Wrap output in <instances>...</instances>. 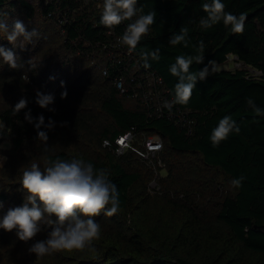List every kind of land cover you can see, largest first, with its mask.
Instances as JSON below:
<instances>
[{"label":"trees","instance_id":"trees-1","mask_svg":"<svg viewBox=\"0 0 264 264\" xmlns=\"http://www.w3.org/2000/svg\"><path fill=\"white\" fill-rule=\"evenodd\" d=\"M204 2L211 0L137 3L142 14L155 11L156 17L134 52L141 59L142 51L160 50L159 60L149 58L148 63L163 78L169 100L178 82L170 66L177 56L201 54V41L204 61L194 62L191 71H199L210 60L224 65L230 56L244 66L198 80L189 102L173 105L191 111L196 119L194 133L188 135L173 122L150 118L143 104L121 96L112 83L114 72L105 78L95 69L88 44L97 52L109 33L122 36L131 21L105 28L99 23L102 8L98 10L92 0H0V18L9 25L19 19L28 31L34 28L39 33L33 39L38 59L33 62L0 34V46L14 51L22 65L12 69L0 60V122L10 142V149L0 151L6 158L0 166V221L9 209L25 202L20 183L23 170L32 162L43 165L45 159L55 157L83 158L96 168L108 169L121 204L116 215L95 217L101 226L99 239L89 252L76 250L72 256L63 251L37 259L28 251L33 243L47 239L51 231L47 226L27 243L18 239L16 229L0 228V264H264V115H257L247 103L251 99L264 110V0H221L225 12L246 16L242 34H233L223 21L202 28ZM182 27L188 28V46L169 44ZM27 74L33 85L26 81ZM65 91L67 96L61 98ZM37 92L52 94L53 104L41 108ZM22 98L26 108L13 114ZM28 113L31 123L25 118ZM226 115L240 131L213 147L212 129ZM40 116L44 123L37 128ZM132 128L162 138L160 158L166 176L161 173L157 178L133 152L117 156L104 147L105 140L114 142ZM39 132L47 135L46 145L39 140ZM136 161L144 164L139 170L132 167ZM205 168L220 171L230 183L244 178L240 187L231 184L214 213L196 204L193 197L198 194L192 183ZM155 179L161 191L151 193L149 184ZM36 203L43 206L39 199Z\"/></svg>","mask_w":264,"mask_h":264},{"label":"clouds","instance_id":"clouds-1","mask_svg":"<svg viewBox=\"0 0 264 264\" xmlns=\"http://www.w3.org/2000/svg\"><path fill=\"white\" fill-rule=\"evenodd\" d=\"M137 3L138 0H103L99 20V23L108 29H113L125 21H131L119 38V43L127 46L129 52L135 51L142 37L148 34L150 26L155 23L156 17L155 11L142 14V9L137 8ZM201 7L206 13V16L200 19L202 28L208 29L223 21L225 27L230 26L233 34L243 33L246 20L243 13L236 16L225 12V5L221 0L204 2ZM138 13L141 14L138 15ZM0 34H3V37L14 46L19 41L21 48L39 37L36 29L28 31L26 25L19 19L9 25L6 20L0 18ZM187 34L188 28L182 27L179 33L170 37L169 44L177 45L183 42L187 47ZM204 47L201 41L199 44L201 54L177 56L175 63L170 66L169 71L171 75L177 77L178 82L174 87L173 99L165 101L164 108L170 111L175 104H187L197 81H202L220 70L215 60L208 61L207 65L199 71L190 70L194 62L203 63ZM149 58L158 61L160 50L157 48L150 52H141L144 68L151 67L148 63ZM0 60L12 69L22 66L18 63L19 57L15 52L3 46H0ZM116 87L124 90L122 82H117ZM66 96V91L61 94V98ZM53 102L52 94L37 92L36 103L41 108H48ZM247 103L257 115H264V110L257 107L253 100L249 99ZM26 106L27 101L22 98L15 105L13 114L19 113ZM50 110L54 111V109ZM25 118L30 123L32 122L30 113L26 114ZM43 123L44 118L40 116L36 127L39 128ZM48 127L51 129L53 122L50 121ZM4 128V123L0 122V133ZM233 131L237 133L240 131L236 121L227 115L221 118L210 135L213 147H217L226 140ZM38 138L46 145L48 137L44 132H39ZM45 151H47V146H45ZM5 159L0 156V166ZM243 179V177L233 179L231 184L234 187H240ZM20 183L26 193L25 202L22 206L8 210L0 221V228L8 232L16 229L18 239L26 243L41 232L42 226L50 228L47 239L33 243L28 249L30 253L36 255L37 259L57 252L83 251L92 247L93 241L99 239L101 234V226L95 217L102 213L111 217L120 211V193L116 184L110 179L108 169L96 168L93 163L83 158L55 157L45 159L43 165L32 162L28 168L23 170ZM37 199L42 203V207L37 205ZM53 216L55 219L51 218Z\"/></svg>","mask_w":264,"mask_h":264},{"label":"built area","instance_id":"built-area-1","mask_svg":"<svg viewBox=\"0 0 264 264\" xmlns=\"http://www.w3.org/2000/svg\"><path fill=\"white\" fill-rule=\"evenodd\" d=\"M92 1L97 5L98 10H101L103 0ZM123 24L125 23L121 25ZM110 35L118 39L121 37L120 35H115L114 32L108 34V36ZM113 37L110 36L111 39ZM105 41H101L97 47ZM92 47L93 51H90V48L87 49L89 55H93L96 52V47ZM122 50L124 52L122 58L127 59L126 65L121 59V56L118 60L119 62L117 60L109 61V63H106L105 68L95 61L94 64L97 67L95 68L97 72L101 73L105 78L110 76V72H114L115 76L113 77L112 83L121 96L143 104L147 108L150 118L173 122L177 127L186 130L188 135H192L196 126V119L192 116V112L184 111L180 108L174 109V107L170 111L164 108V102L171 100L168 99L169 92L166 90L163 78L156 71L150 68H144V61L137 57L134 51L129 52L127 46L123 45ZM232 59L240 63L237 66L244 67L236 56H230L227 62H230ZM128 70L136 74L135 77L131 78V81L127 73ZM117 82L123 83V91L116 87ZM136 131V128H132L131 131L119 136L114 142L105 140L103 145L105 148L113 149L117 156H122L128 151L133 152L139 160L153 170L158 178V176H161L160 169L166 167L165 163L159 157L163 150L164 142L159 135L147 136ZM160 191L161 187L158 181L156 179L153 180L149 184V192L156 193Z\"/></svg>","mask_w":264,"mask_h":264},{"label":"rangeland","instance_id":"rangeland-1","mask_svg":"<svg viewBox=\"0 0 264 264\" xmlns=\"http://www.w3.org/2000/svg\"><path fill=\"white\" fill-rule=\"evenodd\" d=\"M35 4H39V2H35ZM27 24L30 25L29 23ZM110 36L113 37V35H110ZM33 44H34V47H33ZM11 45L12 47L18 50V52L22 55V57L27 56L28 59L30 58L31 62H33V60L35 59L38 60L37 55H34V51H35L34 48L36 47L37 43L35 42L28 43L23 48L19 47V41L17 42L16 46H14L13 44ZM87 47L90 48L89 49L90 51H93L92 45L88 44ZM122 49H123V45L119 43V39L117 37L115 38L113 37L112 39L108 38V40H106L103 44L99 45L97 52L93 53L94 62L97 61L100 66L105 68L106 63H109V61L111 62L113 60H117V62H119L118 60L120 59V56H121V59L123 60V62H125V65H126L127 59L122 58L124 55L123 54L124 52ZM232 60L230 62H227L224 65H219L220 70L235 71L237 69L243 68V67L241 68L237 66V64H240V63L236 62L234 59ZM38 66L39 65L37 64V67L35 69H37ZM127 73L130 76V81L132 77L136 76V74L130 70H128ZM26 77H27L26 81L29 82L31 85H33L32 78L29 76V74H27ZM34 89L37 90L39 89V87L35 86ZM8 149H10V142L8 140V133L6 132L4 128L3 132L0 133V151L5 153L6 150ZM1 156L3 155L1 154ZM4 161L5 160H3V162ZM141 164L144 165L142 162L136 161L132 163V167L135 170H139L141 169ZM160 172L162 173V175L166 176L167 175L166 167L160 169ZM192 186L194 189L193 192L198 194L197 196H193L196 199V204H198L199 206L201 205L204 209H206L210 213H214L217 210L218 208L217 204L220 201V199L225 194L230 192L232 188L230 180L226 178L220 171L209 170L206 168L200 172L198 177L192 183ZM207 200L209 201L207 202ZM159 207L161 206H149L150 209L153 208L155 210H157ZM86 249L89 252V248H86ZM75 251L76 250L71 251V252L66 251V254L72 256ZM18 257L22 258L24 256L19 254ZM24 259L26 258L24 257ZM27 261L28 260L26 259V262Z\"/></svg>","mask_w":264,"mask_h":264}]
</instances>
